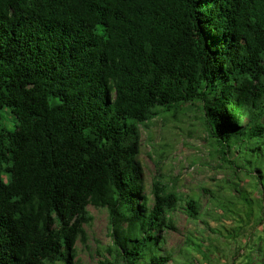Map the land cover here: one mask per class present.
<instances>
[{"label":"trees","instance_id":"16d2710c","mask_svg":"<svg viewBox=\"0 0 264 264\" xmlns=\"http://www.w3.org/2000/svg\"><path fill=\"white\" fill-rule=\"evenodd\" d=\"M186 105L232 178L230 199L207 190L206 215L237 216L235 237L245 220L257 231L264 0H0V264H82L89 207L109 216L101 264H177L175 215L209 224L194 198L146 193L140 126ZM250 235L233 264H264V235ZM188 241L187 256L204 253Z\"/></svg>","mask_w":264,"mask_h":264},{"label":"rangeland","instance_id":"374dc122","mask_svg":"<svg viewBox=\"0 0 264 264\" xmlns=\"http://www.w3.org/2000/svg\"><path fill=\"white\" fill-rule=\"evenodd\" d=\"M6 120L8 123L12 122L7 113ZM140 132L139 162L144 174L146 193L151 195L154 183H159L179 197L194 198L201 203L202 220L209 224L206 226L203 222L189 220L182 212L175 215L176 229L168 233L166 248L174 251L177 264H185L188 259L195 264H233L236 252L251 245L252 232L264 235V222L255 231V225L245 220L243 230L235 237V229L239 225L235 221L237 216L218 211L217 216L221 217V221H217L206 215L216 212L207 190L220 194L225 200L230 199L233 192L225 188L231 175L212 154L213 148L200 110L186 105L175 114H162L152 122L140 126ZM248 183L249 180H246L243 186ZM247 189L253 198H260L262 195L261 191ZM235 204L236 210L246 209L237 199ZM89 211L94 221L86 227L88 246L77 245L79 259L82 264H101L109 259L106 249L112 244L109 216L105 209L89 207ZM211 229H220L222 233L214 234ZM188 238L196 239V242L204 246L201 248L204 253L205 246L207 247L205 241L213 244L218 251H207L208 259H205L204 253L195 252L194 256H187ZM199 240L204 243L201 244ZM187 262L191 264L189 260ZM235 263L238 264V261Z\"/></svg>","mask_w":264,"mask_h":264}]
</instances>
